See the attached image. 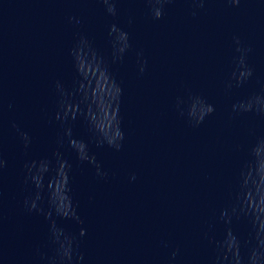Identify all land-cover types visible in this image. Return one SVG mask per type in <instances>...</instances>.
<instances>
[{
	"label": "clouds",
	"instance_id": "1",
	"mask_svg": "<svg viewBox=\"0 0 264 264\" xmlns=\"http://www.w3.org/2000/svg\"><path fill=\"white\" fill-rule=\"evenodd\" d=\"M151 5V12L154 19L159 20L164 15L165 4L171 2V0H147ZM233 6H238L240 0H228ZM102 3L106 6V10L109 14H116L115 0H102ZM198 6L203 7L204 0H197ZM114 35V44L118 45L117 52L123 53L130 45L128 43V34L119 29L115 24L110 28L109 35ZM237 43L239 41L237 40ZM87 45V41L83 38L80 41V46L74 50L75 59L77 61L78 71L83 77L91 83V78L94 77L95 81L98 75H102L106 79L107 88L102 97L97 96L95 87L89 89L83 82L80 84L78 91L83 92V101L88 102L87 119L89 124L100 136L103 137L102 142H106L109 147L115 150H120L122 147L121 141L124 139V133L120 129V119L118 117V104L121 89L110 80L106 72V68L102 65V62L96 58L93 53L92 58L88 59V54L83 51V47ZM239 50V49H238ZM243 64V60H241ZM85 66H87V73L85 72ZM144 68L141 67V72ZM251 72H241V76L250 75ZM103 103L107 109L104 124L99 122V105ZM92 105H95V111H93ZM61 107L63 109V117L57 114V119H74L76 115L81 111L79 104L75 102H69L66 100L61 101ZM250 107V105H249ZM214 108L211 105L203 106L200 108L199 113H189L190 116L196 118V123L199 124L206 115L211 114ZM65 136L68 137L69 146L75 150L81 161H88L89 163H95V157L90 156L88 147L83 141H78L72 138L71 128L66 129ZM22 138L25 141V146L29 137L27 134H22ZM255 155L257 160L255 166L249 165L248 171L243 176V183L241 185L242 192L238 194L242 209L246 206L247 210L251 211L255 221L258 222V230L256 232V239L259 245L264 246V237L261 236L264 233V158H260V153L256 150ZM57 167L55 168V175L49 181L47 185L48 201L50 208L48 211L38 207V201L41 199V191L44 190L43 174L50 169V161L42 160L37 164L36 161H32L29 164H25L27 174L25 180L31 179L35 186L36 192L33 198L25 200V206L28 211L37 210L43 212L46 218H49L55 212L56 215L62 218L75 217V211L71 206V197L69 195V175L68 170L71 167L67 161L61 159L59 152L55 153ZM6 165V161L0 158V169ZM35 169V172L33 171ZM97 175L103 176L105 173L100 171V166L96 165ZM135 177H133L134 179ZM54 187L59 192V195L54 196ZM78 219V217H76ZM51 238L56 245L55 255L47 258L48 264H72L73 262V243L74 237L64 234L63 229L56 226L53 220L50 227ZM85 235V230L81 229L80 236ZM221 254L217 257L220 264L224 261H228L229 264H245V258L240 254L239 241L232 234L231 230L227 232L225 240L220 244ZM177 252L172 253L174 259ZM43 258V257H42ZM82 257H77V262ZM264 261V252L259 251L257 248L251 250L247 257V264H261Z\"/></svg>",
	"mask_w": 264,
	"mask_h": 264
}]
</instances>
